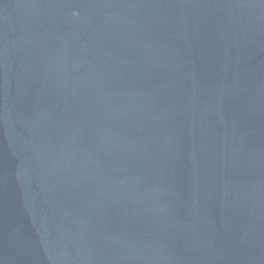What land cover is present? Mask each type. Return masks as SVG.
Returning a JSON list of instances; mask_svg holds the SVG:
<instances>
[{
    "label": "water",
    "instance_id": "obj_1",
    "mask_svg": "<svg viewBox=\"0 0 264 264\" xmlns=\"http://www.w3.org/2000/svg\"><path fill=\"white\" fill-rule=\"evenodd\" d=\"M0 264H264V0H0Z\"/></svg>",
    "mask_w": 264,
    "mask_h": 264
}]
</instances>
